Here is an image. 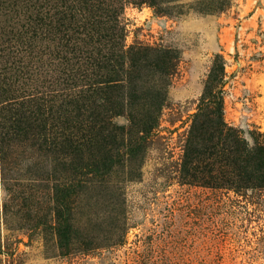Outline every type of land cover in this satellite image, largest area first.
<instances>
[{"label": "rangeland", "instance_id": "374dc122", "mask_svg": "<svg viewBox=\"0 0 264 264\" xmlns=\"http://www.w3.org/2000/svg\"><path fill=\"white\" fill-rule=\"evenodd\" d=\"M196 1L180 0L186 6L179 15L158 13L147 2L125 4L126 45L177 49L178 68L139 176L126 180V171H118L109 190L89 184L70 203V232L61 238L56 232L50 193L61 170L54 156L30 141L11 142L4 163L0 155V264H264V191L189 184L179 171L216 53L225 58L226 119L249 139L252 131L264 136V0H231L216 13L198 12ZM38 3L57 15L63 2L0 0L2 29L24 23ZM52 60L48 67L56 78L61 65L56 56ZM56 91L54 100L63 90Z\"/></svg>", "mask_w": 264, "mask_h": 264}, {"label": "trees", "instance_id": "16d2710c", "mask_svg": "<svg viewBox=\"0 0 264 264\" xmlns=\"http://www.w3.org/2000/svg\"><path fill=\"white\" fill-rule=\"evenodd\" d=\"M61 1L57 15L38 3L33 13L24 14V23L7 32L0 24L1 159L4 163L6 149L18 141H30L54 156L55 168L61 170L50 193L58 238L74 228L70 203L89 184L99 182L109 190L118 171H126V180L139 176L178 68L177 49L126 45L121 19L125 4L147 2L158 13L176 15L186 6L180 0ZM196 3L198 12L216 13L231 0ZM55 56L61 65L56 78L48 67ZM38 81L47 89H39ZM54 81L64 85L57 100L51 97L58 91L51 87ZM225 84V58L216 53L192 116L180 178L239 194L264 191V136L252 131L249 139L226 119ZM118 117L126 122H118ZM1 247L0 240V252Z\"/></svg>", "mask_w": 264, "mask_h": 264}]
</instances>
